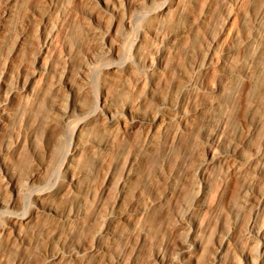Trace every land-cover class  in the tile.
<instances>
[{
  "label": "rangeland",
  "instance_id": "rangeland-1",
  "mask_svg": "<svg viewBox=\"0 0 264 264\" xmlns=\"http://www.w3.org/2000/svg\"><path fill=\"white\" fill-rule=\"evenodd\" d=\"M136 1L143 0H124L116 16L98 0H0V107L10 111L0 126V202L12 197L11 179L17 187L28 186L15 207H0V230L9 225V217L22 218L34 212L40 195H44V204H54L61 214L76 206L67 192L48 194L66 183L67 155L74 149L85 116L76 113L65 125L57 118L58 107L73 112L74 102H79L100 112L107 83L112 105L122 117H127L123 112L126 107L150 115L183 82L180 70L193 74L208 39L219 41L213 63L200 73L202 87L191 93L186 104L188 126L177 132L178 122L163 126L151 147L139 152L145 139L143 127L126 134L97 120L89 137L108 141L110 147L99 151L89 145L79 155L74 171L87 173L81 183L94 193L105 171L115 169L108 199L98 206L85 190L84 201L76 207L85 209L87 216L83 225L71 232L60 216L41 210L31 223L23 224L26 243L11 234L1 236L0 231V264H43L59 237L68 246L93 243L100 217L115 200L119 180L133 155L137 156L136 174L119 206L121 213H131L132 220L117 224L120 233L106 241L100 254L80 258L75 264H107V259H115V264H170L187 239L190 212L199 219L203 243L200 258L193 264H264V234H257L264 229V200L260 198L264 172L248 184L249 160L258 149H264V0H195L184 2L181 16L172 8L163 18L158 12L171 0H155L138 11L134 10ZM236 6L239 12L233 24L222 25ZM205 11H210L211 20L200 25L199 17ZM128 16L134 17L131 28L123 24ZM114 18L120 26L111 41L119 46L104 45L99 33L106 31ZM185 25L188 31L169 54L149 93L145 58L161 45V39L150 34L149 28L157 26L162 37ZM140 49L143 56L138 55ZM115 50L121 58L113 55ZM227 51L232 52L229 61ZM40 55L49 66L69 61L67 77L74 83L72 90L57 87L58 74L50 71L45 78L35 80L37 94L22 92ZM86 64L90 67L89 81L80 84L78 72ZM5 79L20 88L9 101L4 99ZM216 85L217 90L208 89ZM219 125L223 126L220 134L226 151L238 142L233 155L239 166L232 177L227 166L221 165L209 189L199 195L194 188L196 167ZM34 173L37 175L30 181ZM171 187H177L176 192L160 200ZM140 207L145 209L138 214ZM52 229L55 238L44 235ZM225 237V244H221ZM161 252L164 260L156 257Z\"/></svg>",
  "mask_w": 264,
  "mask_h": 264
},
{
  "label": "bare ground",
  "instance_id": "bare-ground-1",
  "mask_svg": "<svg viewBox=\"0 0 264 264\" xmlns=\"http://www.w3.org/2000/svg\"><path fill=\"white\" fill-rule=\"evenodd\" d=\"M123 1L124 0H98V2L101 3L105 9L110 10L112 13L116 14V16H119V14L121 13V10L123 8ZM154 1L155 0H143L138 2L136 1L134 4V10L138 11L140 9L148 7V5L150 3L153 4ZM194 1L195 0H171L170 4L166 8L160 10L157 16L159 18H163L167 16L172 8L178 10V16H181L183 14L182 11L184 10L185 7L184 2L193 3ZM226 1L235 2L238 0H225V3ZM226 5H228V3L223 6ZM238 12H239V8L238 6H236L234 10L226 14V17L224 18L222 25L223 24L225 26L230 24L232 25L234 19H236L235 17L237 16ZM133 18L134 17L132 16L125 17L123 19L124 26L131 28L133 23ZM210 20H211L210 11H205L200 15L198 23L200 25H204ZM119 26L120 23L116 20V18H114L111 21L110 25L108 26L107 30L99 33L101 42H103L104 45L108 44L115 46L119 44V43L118 44L114 43L113 45L111 41L112 34L119 31ZM91 31L93 32V34L96 33L94 30ZM187 31H188V27L185 25L169 33L168 35L160 37L159 29L157 26H152L151 28H149L150 34H152L156 38L161 39V45L156 49L153 48L154 50L150 52L151 54L149 55V57L146 56L145 58V62L147 64L150 75V79H149L150 85L148 87L149 93L154 90L153 88L155 87V79L157 74L161 70L165 69L167 63L166 61L169 54L172 53L173 50L178 48V44L181 37ZM218 43H219L218 39L212 37L208 39L206 43V48L204 50V56L201 58L199 62L195 64V71L193 72V74L189 75L187 74L186 71L180 70V74L183 78V82L179 84L177 87H175L173 95L162 100V102L159 103L158 109L150 115H145L139 112L138 110H134L131 109L130 107H126L123 112L126 114L127 117L125 118L122 117L119 114L118 110L112 105L111 97L106 90L107 83H105L104 85L103 95L101 99L102 109L100 112L93 109L89 110L83 103H79V102H74L73 112L70 111L68 107H63V108L58 107L57 118L61 120L65 125L69 124V122L73 119L76 113L84 114L85 116H84V120L80 125V130L75 141V146L73 147L74 149L70 154L67 155L68 161L65 171L66 183L61 186L58 185L59 187L54 188L52 191L48 192V194L50 196L61 195L62 192H67L74 197L76 206L80 205L84 201L85 190L88 191L89 187H87V189L83 187L81 183V177L87 173H76V171H74V166L78 162L79 155H81L84 152V149L89 145H91L92 147H94L99 151H105L110 147L108 141H98L95 140L94 138L90 139L89 137V132L97 120L98 121L102 120V122L108 124L109 127H112L114 129L118 128L120 131L126 134L132 133L138 127H143L145 130V139L141 144V146L139 147V152H142L144 150L146 151L151 147V145L153 144L155 134L163 126L172 125L173 123L178 122L180 125L179 126L177 125L174 128V131L176 132L182 128L187 127L189 124L187 122V116L189 112L186 109V104L191 99V93L202 87L203 84L201 82L200 73L203 72L204 69H206L208 66H210L213 63L214 60L213 51L217 47ZM103 47L101 48L102 50L104 49ZM231 53H232L231 51H227V54L225 53L226 59L228 61ZM113 55L115 57L121 58V55H119V52L117 50L113 52ZM138 55L143 56L141 49L138 50ZM92 58L93 60H95L94 55L92 56ZM68 62L69 61H67L66 59L64 64L61 63L59 66L56 67L51 65L49 66L44 62L42 55H40L37 58V68L36 70L32 71L30 80L23 84L21 88L22 92L30 93L31 95L37 94L35 80L38 78L39 79L45 78V76L50 71H54L58 74V77H56V82H55V85L57 87L60 85H64V87L72 90L74 87V83L70 81L69 77H67V72L69 71ZM89 68H90L89 65L86 64L82 66L80 71L78 72L80 84H85L89 81V72H88ZM3 86L5 89L4 99L8 101L12 97H14L20 90L18 86L14 85L13 83H10V80L8 79H5L3 81ZM218 88L219 85H216L214 87H208V89L210 90H217ZM173 96L177 97V99L174 98ZM9 114L10 111L9 109H7V107L5 108L0 107V126L3 125L5 118ZM222 128L223 126L219 125L217 131L209 137L210 141L208 143L206 154L202 159L199 160L197 164L196 167L197 181L194 183V188L198 190L199 195H203L206 192V190L209 189L211 179L214 175L218 173L217 169H219L221 165L227 166V169L230 171L232 177H235V173H236L235 171L239 166V163L235 161L233 155L234 153L233 147L237 146L238 142L230 150L226 151L223 148L224 142L222 135L220 134ZM62 154L63 153L61 152L60 156ZM249 161H250L249 162L250 166L248 167L249 169L248 184L253 182L254 181L253 179L256 178L258 174L264 172V165L263 164L261 165V162H264V149H258L255 152L254 157ZM136 162H137L136 155H133L128 160L127 167L123 171L122 176L119 180L120 187L118 194L115 200L113 201V203L106 210V212H104L100 217L99 225L95 231L93 243L85 247L77 243L68 246L66 242L59 237L57 239L56 247L52 251L46 254L43 264H58L61 262L63 264H75L80 258H84L87 260L94 255L100 254L105 247L106 241L114 239L118 236L120 231L117 230V224L123 222H129L132 220L131 213L130 212L121 213L119 206L124 194L129 188L130 180L136 174V170H135ZM240 164L243 165L244 161H242V163ZM7 170L8 168L6 167L5 173L8 176H10ZM36 175H37L36 173L32 174L29 180L33 181ZM115 175H116L115 169L108 168L102 176V181L98 186L99 187L98 191H95L94 193L88 191L90 193L89 196H91V198L97 202L98 206H101L105 202V200L108 199L112 189ZM9 184L11 190L13 191V194L11 199L6 200L4 202H0V207L3 208L15 207L17 199L19 198L21 193H23L28 189V186H26V184L21 187H17V185L14 183L12 179L11 181H9ZM176 188L177 187L175 188L171 187V189L167 190L165 195L160 200H165L171 194H174L176 192ZM43 196L44 195H40L36 198V204L38 207L30 215H26L25 217L22 218H17L15 216L9 217L7 221L9 225L4 224L0 230L1 236L11 234L20 243H26L27 233L26 230H24L23 228V224L25 227V224L27 225L31 223L35 215L38 212H40L39 210H41V212L46 213L48 215L51 216L56 215L64 219L66 222V227L68 232H71L74 227H81V225H83V220L87 216V211L85 209H78L75 206L73 210L61 214L58 212L57 207L54 204L52 203L44 204L42 202ZM260 198L261 200H264V191L260 192ZM144 209L145 208L140 207L139 209H137L136 213L141 214L143 213ZM188 218H189L188 223L186 224V227L189 226L187 239L183 243L179 253L172 258L170 264H184L185 262H189L193 264L197 262L198 259L200 258L199 252L203 247V243L199 233L200 232L199 219L192 212L189 213ZM257 234L258 235L264 234V229L258 230ZM44 235H47V237L55 238L56 231L53 229L49 231L46 230ZM225 240L226 237L222 239L221 244H225ZM156 257L159 260H164V256L162 252L158 253ZM106 263L115 264V259H107ZM213 264H221V263L215 261Z\"/></svg>",
  "mask_w": 264,
  "mask_h": 264
}]
</instances>
